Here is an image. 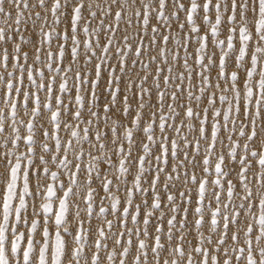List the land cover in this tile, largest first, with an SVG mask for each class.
<instances>
[{"label":"snow or ice","instance_id":"1","mask_svg":"<svg viewBox=\"0 0 264 264\" xmlns=\"http://www.w3.org/2000/svg\"><path fill=\"white\" fill-rule=\"evenodd\" d=\"M0 264H264V0H0Z\"/></svg>","mask_w":264,"mask_h":264},{"label":"rangeland","instance_id":"2","mask_svg":"<svg viewBox=\"0 0 264 264\" xmlns=\"http://www.w3.org/2000/svg\"><path fill=\"white\" fill-rule=\"evenodd\" d=\"M152 23H157L155 20L152 21ZM34 31V30H33ZM121 32H123V27L121 28ZM25 36L28 38H32L31 37V33L30 32H25ZM103 42V41H102ZM29 48L31 47V45L28 46Z\"/></svg>","mask_w":264,"mask_h":264},{"label":"clouds","instance_id":"3","mask_svg":"<svg viewBox=\"0 0 264 264\" xmlns=\"http://www.w3.org/2000/svg\"><path fill=\"white\" fill-rule=\"evenodd\" d=\"M109 2V0H104V3L107 4ZM134 6V5H133ZM129 12V16L131 15V9L128 10Z\"/></svg>","mask_w":264,"mask_h":264}]
</instances>
